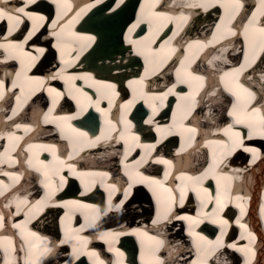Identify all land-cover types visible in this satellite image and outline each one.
Wrapping results in <instances>:
<instances>
[{"label": "bare ground", "instance_id": "6f19581e", "mask_svg": "<svg viewBox=\"0 0 264 264\" xmlns=\"http://www.w3.org/2000/svg\"><path fill=\"white\" fill-rule=\"evenodd\" d=\"M252 1L254 0H249L250 3H248V0H240V7L251 6L253 4ZM205 2L207 0H162L153 6L154 0H141L139 4L137 0H123L122 3L120 0H100L99 3L96 0H59L58 5L53 0H35V3L29 6V11L38 16H43L45 19L37 22L39 27L31 39L24 44V50L31 52L33 55H38L37 49L42 48L44 49L43 55L33 63L28 57L20 54L18 50L6 53L4 49H0V80L4 81L5 84V88L0 90L3 93L0 95V154H2L0 156V160H2L0 162V181H3V184L0 185V191L3 192V195H0V215L4 216V227L0 228V236L10 237L16 248L15 252L9 248V251L5 253L4 245L7 242H0V264H5V261H7V264H71L77 258V256L71 254L73 244H76L78 249L82 250L78 257L80 260L75 264H100V261H103V264H110L104 258L106 253L102 254L100 252L98 244H94L95 241H104V244L108 248L107 251L114 255V262L112 264H165L167 262L163 258V253L158 251L162 246L157 241L156 243L151 242L147 244L145 242L142 251L144 255L138 260L133 258L134 254L138 251V247L134 246L133 249L127 247V242H132L133 237H126V234L130 233V235H133L134 228L139 230L136 233L137 237L144 235L143 233H148V231L150 232L149 224L139 220L140 217L151 216L148 215L150 213L148 202L150 195H145L142 192L143 190H140L141 188L143 189L141 186L149 190L154 198V202H157V195L161 197L167 195L159 186L153 185L150 188L147 182L140 184L141 186L134 190L135 193L132 201L121 209H117V206H115L117 198L113 201L112 192L113 206L111 209L113 211V219L112 214L107 217L105 215L106 219L102 221L99 219L101 210H99V213L95 210L106 204L107 199L103 201L97 192H94L91 196L85 195L81 197L76 194H66L65 192H68L69 189H74L72 186H69L70 184H75L77 187L82 186L80 189L81 193L96 191L100 188L109 195V185L113 184L117 190L121 189L122 179L118 176L119 172H123V175H130L137 167L140 168L141 163H137L139 160L136 158V152L146 151L142 156L145 157L146 162L142 164L148 165V161H152L161 166V168L157 166L156 175H162L160 180L164 186L173 189L179 195L178 187L182 183L188 185L189 188L196 183L194 180L182 181L179 179L182 173L186 176H200V169L203 168V159L205 157L208 158L207 168L209 164L213 163L214 153L217 160L220 159L222 146L212 142L227 140L228 137L225 136L222 129L233 123V117L228 116V107H226L230 96L225 94L226 92L223 89L224 80L221 77L225 72H230L233 69L224 63L226 59L228 58V61L232 62L241 58L242 53L239 52L242 50V47L240 41L237 43L235 38L226 40L225 42L219 40L222 37L219 30H217L218 33L216 32L215 35L217 42L206 39L207 33L213 27L211 15L216 11L217 6L228 9L227 2H231V0H212V6L207 8V10L194 6ZM229 4L231 7L233 6L231 3ZM0 6H5V2L0 4ZM17 6H23V0H7L6 7L8 9ZM38 7L42 10L38 9ZM235 9L238 8H232L233 14ZM154 13H165L166 15L157 16L153 15ZM101 14L109 18L103 24L104 30L109 35L106 34L103 40L97 36L96 32L90 30V26L96 24V19L102 17ZM260 15L259 11L256 18L260 17ZM112 16L115 19H110ZM241 18L243 19L241 25L244 26L242 32L245 35V27H249V32H251L253 26L248 25V21L245 22V16ZM261 18V20L257 19V26H259V22H264V16L261 15ZM138 19L141 20V23L133 28L137 24ZM25 21L33 25V21L28 20L26 17L24 18ZM53 21L57 22L56 26L53 25ZM25 27L26 25L21 30L18 27L19 30L16 29L9 35L8 24L6 21H0V43H6V41L22 43L28 35L26 34L20 38L24 33ZM94 27L96 26L94 25ZM149 27H151V32ZM186 27L188 31L185 32H188L192 38H184L181 43L180 39H177L175 42L174 39L177 34ZM238 28L241 30L240 26ZM32 29L30 28L28 33ZM130 29L132 30L130 31ZM144 29H146L144 37L154 38L155 41L157 37L167 35L169 31L174 32L170 38L162 36L152 45L154 49L158 50V60L167 57L166 62L158 71L164 68L165 64H169L168 58L175 52L179 51L176 55H181V51H184L186 54L183 58L186 61H183V66L181 67L183 68L180 71L181 77H186L187 72H192L204 78L203 87H199L197 92L199 82L190 81L192 84L190 89L189 83L177 82V72L174 73V79H170V70L166 69L161 72L163 81L152 84L153 89L151 90L145 86L146 92L159 93L167 91L174 84L176 85L173 93L169 94L166 99L170 98L171 101H175L176 105H182V108L175 113L174 117L179 116V118H175L176 121H181L183 125H187L186 127L195 128L196 132L193 135H185V132L177 124L173 126L171 123L165 121L166 116L169 120L171 116L169 114L164 113L161 116V114H153L151 112L149 116H142V105L149 107L155 105L157 108L156 112L164 108V103L161 107L159 100L142 96L140 86L136 84L130 86L129 84L130 81H137L145 76L146 68L149 69L150 74L145 78L144 85H147L150 82L149 79L154 76V73L158 72L152 73L151 71L153 69L151 57L146 63L145 57L138 55L136 48L129 43V40L143 42L141 36H134V34L137 31V35L139 32H143ZM113 30L117 33L120 30L119 36L113 37ZM232 31L236 32V28ZM54 32L59 33V36L53 35ZM222 32L230 34L227 32V29L222 30ZM88 36H94L95 41L89 44L88 41L82 39ZM117 37L119 40H117ZM166 41L168 43H165ZM86 44L89 46L84 47ZM161 45L164 46L162 49ZM109 47H113L114 52H106V49ZM231 47L235 52L239 53L237 56L231 57L230 52H227ZM244 47H247L246 41ZM172 49H175V51L173 52ZM204 49H207L206 54L204 53ZM262 61L254 69L248 71L244 69L239 74L240 82L250 91L257 94L256 99H260L261 94L264 95V79L261 78L264 76V69H260ZM141 63L144 65L143 67L140 66ZM192 64L197 65V67L193 66L198 69L197 72L193 67H190ZM170 67H172V62L170 63ZM61 69L65 70L63 72L65 78L63 79L58 75L61 73ZM18 72L20 73L19 77L16 75ZM243 72L244 75L242 77L241 74ZM83 74H90L97 81L115 84L118 95L122 94L123 90L127 88L131 93V98L126 100L124 97L118 98V95H112L110 96L112 107L109 109V99L103 98L105 90L101 85L93 84L92 81L85 82V80L81 79L74 81L76 87L73 88V82L67 81L68 76ZM54 75L57 78L51 79L50 77ZM215 76L218 81L216 80L214 83H211V77ZM27 77H39L45 82L44 84H40L39 81L28 80ZM157 79L159 78H155L154 81ZM225 79L232 80V76ZM13 81L17 84L15 88L12 86ZM253 86L258 87V92L254 90ZM21 88L23 91H21ZM50 88H55L57 91L63 93V95L56 98L54 93L49 92ZM77 88L81 89L82 92H77ZM190 92L195 94V98L197 96L200 99L199 101L197 100L200 107L192 120L184 124V117H188L189 115H186L185 111L182 112L186 104L183 97H186ZM82 93H87V96ZM17 97H19V100H17ZM54 99L56 100L55 104L53 103ZM97 100H99V107L104 109V112L97 110L95 103ZM130 100L134 101L131 108L126 109L121 107L122 105H126ZM62 101L65 107L67 103L72 102V112L70 106L63 112ZM233 102L236 103V100L234 99ZM47 103L48 108L45 110L44 107ZM166 104V107L172 106L171 103L169 106L168 103ZM261 105H264V100ZM261 105H256L252 102V106L260 107ZM49 109H53V111L49 112ZM74 110L75 112L73 113ZM204 111L212 119L217 118L218 122H212L211 125V121H208L207 126L199 122L202 119L207 120ZM27 113H29L30 117H27ZM125 116L127 120L131 121L132 127L130 133H134L139 137L140 145H143V140L147 137L148 131H151L149 133L152 134L153 130L155 135H161L157 142L165 139V142L162 144L163 146L169 147L171 145V148H175L185 145L188 149H178V152H176L178 156H175V152L167 156L166 154L170 150L164 152L163 156H157L155 155L156 148L152 151L147 147L137 146L131 139L130 134H126L127 143H125V140L120 139L119 135L125 129L122 120V117ZM57 117L65 119H56ZM68 117H72V119H66ZM143 118L145 120L142 124ZM149 118H151L152 122L146 123ZM108 121H111L112 125L116 126V131L111 133L114 137L115 135L113 134H118L114 140L101 136L102 132L107 135L111 127ZM97 124H99L101 129V133L98 136L100 140L92 145L89 141L96 139L95 130ZM16 125H20V127L17 128ZM69 125L81 132H86L88 137L81 138L82 142L76 143L74 140L76 134L71 132ZM242 126L245 125L240 124L234 127L236 131L242 134L244 133L241 129ZM158 127L164 129V131L158 132ZM26 128L27 130H25ZM246 130L249 135L247 127ZM216 132L222 133L223 138L214 137L213 134ZM10 134H14L12 139H9ZM57 134L61 140L67 142L69 146L68 155H66V148L60 146ZM259 135L257 133L252 136ZM16 137H19V139L17 140ZM26 137L28 138L24 140ZM247 137L249 138V136ZM176 140L178 144H176ZM193 143H203L205 147L204 151L199 148L194 151V147L190 146ZM243 144L244 147H237L235 153L246 152V156H251V163L258 161V154L245 151V148L251 147L246 143ZM144 145H153V143L146 145L144 142ZM48 146H54L55 157ZM254 149L257 150V146ZM150 151L151 157L149 158L148 154ZM113 152H115L114 156ZM204 153H206L205 156H203ZM56 157L59 159H56ZM69 157L71 158L69 159ZM161 158L172 161V166L169 167L166 164L159 163L158 160ZM40 161L44 163L41 164ZM60 161L64 163L61 164ZM183 162L186 165L197 164L199 169L196 168L197 166L190 167V170L179 168L177 164ZM263 162L264 160H261L255 166H243L242 164L237 169L238 171L234 173L228 171L232 168L227 167V163L223 159V163L219 165V169L217 170L216 177H209L202 180L201 183L212 194L214 200L213 183L216 182L215 189L234 187V185L229 186L228 182H233L235 178L247 172L246 176H243V180L253 181L251 184L253 190L251 192V188H249L250 192L248 194L253 193L256 195L260 186L264 184V171L261 169ZM68 164L74 166V174L68 169ZM108 165L111 166L110 169ZM57 171L59 172L58 175L55 174ZM45 172L48 173L47 176H45ZM141 172L144 176L154 178L147 171L141 170ZM166 172L168 173L167 180L164 179ZM5 173H10L11 175H5ZM32 173H35L36 177ZM102 173H107V176L100 175ZM60 175H63L68 183L64 186L63 194L56 196L59 193L57 183L60 180ZM172 177L177 180L178 184L176 187H174L173 182L170 180ZM137 179L132 178L133 181ZM217 179H219V184L217 183ZM110 181H113V184ZM37 182L39 186L36 189L34 185ZM75 182H80V184L77 185ZM45 184H50V187L46 188ZM244 186L246 187V183ZM153 189L156 190L157 195L153 194ZM52 193L54 195H51V198H49ZM224 193L225 191H222L220 196ZM259 193L264 197V190ZM228 197L230 198L226 201V205H235L240 213L243 214L245 212L243 205L246 203V197L239 193L237 198H235L238 203H236L232 195ZM189 198L190 195L188 194L185 201L186 204H190ZM25 200L28 202V207H31V211H21L17 215V204ZM213 200L206 207H202L201 204H198L199 209L189 206L180 213H176V215L192 216L203 221V225L205 220L213 221L217 217L227 220L228 224L223 229L218 223H215L220 227L213 230V232H218L216 238H220V246L215 247L217 239L206 237L202 231L203 228H196L198 224L193 226V231L204 236L206 240L212 241V245H208L203 241H197L195 237L190 235L188 221H177V223H172L164 228L167 232L164 239L169 237L173 242L166 247L167 251L171 253L170 259L174 263L184 264L185 260H187L189 264L192 261H198V264H215L217 261L213 262L212 256L215 251L219 252L220 248H227L230 251L244 249V245L239 237H234L235 241L233 242L230 239L236 233V230L233 228L235 226L240 230L242 238L247 241V238L250 236L248 221L243 219L239 224H232L230 218L232 212L229 209L224 210L223 214L220 210L216 211L215 207L217 205ZM37 201H41L42 203L37 204ZM69 201H79L82 204L94 207L81 208L78 205L67 204L66 202ZM96 201H100L103 204L98 205ZM127 201L128 199L125 202ZM241 206L243 211H241ZM21 208H25V206L21 205ZM41 208L42 210H39ZM116 210H121V212L114 214ZM260 217L263 219V214ZM154 218L157 219L156 216ZM115 219L119 221L118 224L113 222ZM134 221L136 222V226L133 228ZM79 222L82 223L83 227L82 233L78 234L77 228ZM161 222L163 223L164 221L162 220ZM14 224H22L24 228L35 232L36 236H29L27 232L22 234L21 229L13 227ZM241 225H244V227H241ZM104 229H109V233L103 232ZM182 229L189 234L192 255L190 252H187L188 246L185 238L180 235L182 234ZM66 233L85 239L73 240L71 243L62 244L60 242L65 239ZM155 237L163 240L160 234H156ZM136 240L138 242L136 244H139V239L136 238ZM197 242L202 245L199 254L195 246ZM261 242L264 241L261 240ZM140 245H143V241H140ZM163 245L165 246L166 243ZM233 245L234 247H232ZM45 246L51 249V251L44 252ZM124 248L125 251L123 250ZM116 249L119 250V253H123V255H119ZM139 251L141 252V250ZM69 252V259L67 260L66 253ZM88 252H94L97 255L90 257L87 254ZM121 256H125L127 260L125 258L126 261L124 262V257L121 258ZM231 259H234L233 255L229 254L228 256L227 254L221 262H228ZM247 259L252 260L250 253H247ZM255 264H264V244L261 246V252Z\"/></svg>", "mask_w": 264, "mask_h": 264}, {"label": "snow or ice", "instance_id": "6c2138e0", "mask_svg": "<svg viewBox=\"0 0 264 264\" xmlns=\"http://www.w3.org/2000/svg\"><path fill=\"white\" fill-rule=\"evenodd\" d=\"M53 2L57 3L59 5V0H53ZM96 2L99 3L100 0H96ZM120 2L122 3L123 0H120ZM6 3H7V0H5V6H0V21H6V23L8 24V34L9 35H11V33L14 30L18 29V27L24 23L25 17L28 20L33 21V29H32V31H30L28 33V35L25 37V39L22 43L6 41V43H0V49H4L6 53H11V52L18 50L20 54H22L25 57H28L34 63L39 59V57L41 55H43L44 49H42V48L37 49L38 55H33L31 52H27L24 50V44H26L28 42V40L31 39V37L35 34V31L38 29L39 25L37 24V22L43 21L45 18L43 16H38V15H36V14H34L28 10L29 6L33 3H35V0H23V6H17V7L12 8V9H8L6 7ZM231 3L236 8H239L241 6L240 0H231ZM117 6H119V5H117ZM194 6H199V7L204 8L205 10H207V8L212 6V0H207V2H205V3H201L199 5H194ZM258 11H260V14L262 16H264V0H260V9H258ZM142 12H143V9H142ZM153 15L165 16L166 14L165 13H154ZM256 17H257V13H253L252 18L249 19V21H248V25L253 26L252 31L249 32V27H247V26L244 29L246 45H247V48L249 49V51L252 53L253 57H255V54H256V51L258 48L261 51H264V22H259V26H257L258 21H257ZM185 19H186V17H185ZM140 23H141V20L138 19L137 24L134 25L133 28L137 27ZM222 23H223V21H222ZM56 24H57V22L53 21V25L56 26ZM217 28L219 29V25H217ZM131 30L132 29H130V31ZM150 32H151V27H150ZM228 32L232 35L236 34L231 29H228ZM53 35L59 36V33L54 32ZM73 35H75V34H73ZM82 39H85L86 41H88L89 44L91 42L95 41L94 36H88V37H84ZM129 43L132 44L136 48L138 55H142L145 57L146 63L149 61V58L151 57V61L154 65L153 69L151 70L152 73L158 71L160 69V67H162V65L167 60V57H164L163 59H159V60L157 59L158 50L154 49L152 47V45L155 43L154 38L144 37L143 42L129 40ZM165 43H168V42L166 41ZM87 46H89V45L88 44L84 45V47H87ZM163 47L164 46L161 45V49ZM172 51L174 52L175 49H172ZM249 51H245V61H246L245 64H241L239 68L232 69L230 72H225L223 74V76L221 77V79L224 80L225 90L230 92L233 96H235L236 103L232 104V109L228 112V116L233 117V123L227 125V127L222 129V131L224 132L225 136L228 137V139L227 140H217V141L212 142V143H215V144L222 146L220 159L217 160L215 153H214L213 154V163L209 164L208 168H206L204 170V172L200 174V176L192 177V176H186L182 173L181 176L179 177V179H181L182 181L183 180H194L196 183L193 184L191 186V188H189L188 185L182 183L178 187L179 195H177L173 189L166 188L161 180L154 179V178L148 177V176H144L143 173H141L139 171L136 172V177H138V179L134 181L135 183L147 182L150 188L153 185H157L161 189H163V191L165 193H167L166 196L161 197V196L157 195L156 190L153 189V194L157 195V204H158L157 219L153 221L154 224L158 223L161 220H163V221H170L173 219L174 220H186L189 223V234L192 235L193 237H195L197 241H203V242L207 243L208 245H212L213 242L210 240H206V238L204 236L200 235L198 232L193 231V226L202 222V221H200L197 218H194L192 216L175 215L173 208L177 203L180 206H183V204L185 202V198H186L189 191L195 192L197 198L201 202L202 207H206L207 204L213 200L212 194L208 191L207 188L203 187L201 182H202V180L207 179L209 177L215 178L217 170L219 169V165L221 163H223V159L226 156L230 155L233 151H235V149L237 147H244L243 137L239 131L235 130V127H234L235 125H240V124L245 125L249 129V138H251V136L253 134H257V133L264 136V105H261L260 107L252 106V102L254 100H256L257 94L250 91L243 84L239 83V74L246 67L250 66V63L248 61ZM181 65L183 66V61H181ZM30 67H31V65H30ZM64 71H65L64 69H61V73L58 74L59 77L62 79L65 78L63 76ZM176 71H177V82L178 83H189V87L191 89L192 84L190 81L199 82L197 92L199 90V87H203V79L204 78L202 76L196 75L192 72H187L186 77H181V75H180L181 70L177 69ZM149 74H150L149 69L146 68L145 69V76L141 77L137 81H130L129 84H130V86L132 84H136V85L140 86L142 96H148L150 99L159 100L160 106L162 107L164 100L167 98V96L169 94L173 93L176 85L175 84L172 85L165 92H159V93L144 92L143 91V89L145 87L144 81H145V78ZM16 75H17V77H19L20 73L18 72V73H16ZM229 76H232V80H226L225 79L226 77H229ZM50 78L56 79L57 76L54 75V76H51ZM261 78L264 79V76H262ZM27 79L28 80H37V81H39L40 84H44V82H45L43 79H41L39 77H27ZM81 79L85 80V82L92 81L93 84L101 85L103 87V89L105 90L103 98L109 99V109L112 107V101L110 99V96L118 95V93L116 92V85L115 84L97 81L90 74L72 75V76L67 77V81L73 82L72 83L73 88L76 87L74 81L81 80ZM12 86L14 88L17 87V84L15 81H13ZM4 88H5L4 81L0 80V90H3ZM21 91H23L22 88H21ZM76 91L82 92V90L79 88H77ZM49 92L54 93L56 98H59L63 95V93L57 91L55 88H50ZM2 94H3L2 91H0V95H2ZM82 94L87 96V93H82ZM73 98L75 99V97H73ZM183 98L186 101L185 114L187 115V114L191 113V110L193 107L198 106L199 102L195 100V94H193L192 92H190L186 97H183ZM89 99H91V97H89ZM260 99L264 100V95H261ZM17 100H19V97H17ZM53 103L54 104L56 103L55 99H54ZM95 103L97 106V110L100 112H104V109L99 107V100H97ZM133 103H134V101L130 100L127 102L126 105H122L121 107H124L126 109L131 108ZM152 107H153V114H155L157 111V108L155 105H152ZM51 111H53V109H49V112H51ZM56 119H65V118L57 117ZM66 119H72V117H68ZM122 120H123V123L125 125V129L119 133L120 139H124L125 143H127L126 134H130L131 139L133 140V142L137 146L147 147L152 151L155 150V145H147V146L140 145L139 144V137L136 136L134 133H130V129L132 127L131 121L127 120L126 116L122 117ZM46 121H47V117H46ZM151 122H152L151 118H149V120L146 121V123H151ZM108 123L111 125V127L109 128L107 135L102 132L101 136H103L109 140H114L115 137L112 136L111 133L116 131V126L112 125L111 121H108ZM16 127L19 128L20 125H16ZM69 128H71V132L76 134V136L74 137V140L76 143H81L82 142L81 138H87L88 137V134L86 132H81L78 129L73 128L71 125H69ZM25 130H27V128ZM185 130L188 131L189 133H195L196 132L195 128H186ZM157 131L158 132L164 131V129H161L158 127ZM13 135L14 134H10L9 139H12ZM16 139L18 140L19 137H16ZM99 140H100V137H97L95 140H90L89 143L94 145L97 142H99ZM48 147L53 152V155L55 157L54 146H48ZM245 151L252 152L253 154L256 153V149H254V148H245ZM126 155H127V152H126ZM148 155L150 158L151 157V151L149 152ZM0 156H2V154H0ZM70 158L71 157H69V159ZM56 159H59V158L56 157ZM0 162H2V160H0ZM144 162H146L145 157H141V160L138 161L137 163L140 164V163H144ZM158 162L162 163V164H166L169 167L172 166V161H170V160H165V159L161 158L158 160ZM40 163L43 164L44 162L40 161ZM60 163L63 164L64 162L60 161ZM45 167H47V165H45ZM67 167L71 173H73V174L75 173V169H74V166L72 164H68ZM55 174L58 175L59 172L57 171ZM5 175H11V174L5 173ZM47 175H48V173L45 172V176H47ZM81 175H83V174H81ZM100 175L107 176V173H102ZM167 178H168V173L166 172L164 179L167 180ZM130 179H131V177H130ZM60 181L62 183L65 181V177L63 175H60ZM217 183L219 184V179H217ZM2 184H3V181H0V185H2ZM45 187L49 188L50 184H45ZM109 188H110V192H109V196H108V202H109V205L111 206V204H112V192L117 191V189H116L114 184L109 185ZM131 188H132V183H129L128 188L124 189V198L120 202L121 205L129 198ZM0 195H3L2 191H0ZM51 195H54V193L50 194L49 198H51ZM36 203L41 204L42 202L37 201ZM66 203L78 205L81 208H92V207H94L92 205L82 204L79 201H69ZM215 203L217 205V208L223 207L219 193L215 197ZM21 205H24L25 208H21ZM117 207H119V206H117ZM25 210L31 211V207H28V202L26 200L20 201L16 207V214L19 215L21 211H25ZM39 210H42V208ZM95 211L97 213H99V209H96ZM214 211H215V209H214ZM241 211H243L242 206H241ZM205 215H207V213H205ZM212 222L218 223L222 229L225 225L228 224V221L223 219L222 217H217L216 219H213ZM3 227H4V216L0 215V228H3ZM13 227L21 229L22 234L24 232H27L29 236H32V237L36 236L35 232H31L30 230L24 228V226L22 224H14ZM241 227H244V225H241ZM136 231L138 232L139 230H136ZM143 234L147 235V233H143ZM222 234H223V232H222ZM249 235L251 236V233H249ZM81 239H85V238H82L79 236L68 235L66 233L65 239L63 241H61L60 243H62V244L63 243H71L73 240H81ZM149 239L150 240H156L157 243L160 245H162L164 243L163 240H157L156 237H149ZM4 241L7 242V244L4 245L5 253H7L9 251V248H11V251H13V252L16 251L15 245L13 244L10 237L0 236V242H4ZM220 243H221L220 238H217V241L215 243V247H219ZM195 246H196L197 252L199 254L201 252L202 245L199 242H197ZM232 247H234V245ZM237 250L246 251V252H252L253 251L250 247L246 248V249H237ZM43 251L44 252H50L51 249H49L45 246ZM81 251L82 250L78 249L76 244H73V247H72V254L73 255L79 257V255L81 254ZM116 251L119 255H123V253H119L118 249H116ZM87 254L90 257L97 255L94 252H88ZM5 264H7V261H5ZM100 264H103V261H100ZM184 264H189V261L185 260ZM191 264H198V261H192Z\"/></svg>", "mask_w": 264, "mask_h": 264}, {"label": "water", "instance_id": "95a60500", "mask_svg": "<svg viewBox=\"0 0 264 264\" xmlns=\"http://www.w3.org/2000/svg\"><path fill=\"white\" fill-rule=\"evenodd\" d=\"M98 10H100V9H98ZM101 15H102V14H101ZM107 17H108V16H107ZM107 17H104V16L102 15L101 18L96 19V24H94L96 27H94V25H91V26H90V30L96 32V33H97V36H98L99 38H101V40L104 39V37H105L106 34L109 35L108 32L106 33V30H104V26H103L104 22L107 21V20L109 19V18H107ZM132 17H133V15H132ZM110 19H115V18H113V16H112ZM117 22H118V20H117ZM113 31H114V30H113ZM118 33H120V30H119ZM118 33H117L116 31H114V32H113V37H114V36L116 37V35L119 36ZM111 35H112V32H111ZM117 38H118V37H117ZM117 40H119V38H118ZM98 44H99V43H98ZM116 46H117V45H116ZM114 48H116V47H114ZM106 52H110V53L114 52L113 47H109L108 49H106Z\"/></svg>", "mask_w": 264, "mask_h": 264}, {"label": "rangeland", "instance_id": "374dc122", "mask_svg": "<svg viewBox=\"0 0 264 264\" xmlns=\"http://www.w3.org/2000/svg\"><path fill=\"white\" fill-rule=\"evenodd\" d=\"M222 115H223V113H222L220 116L222 117ZM141 200H143V199L141 198ZM113 222H114L115 224H118V223H119V221H118V220H116V219H115ZM131 243H132V242H127V247H129V248H132V249H133V248H134V246H132V245H131Z\"/></svg>", "mask_w": 264, "mask_h": 264}]
</instances>
